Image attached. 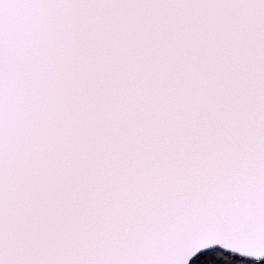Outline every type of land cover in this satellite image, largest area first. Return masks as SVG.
Segmentation results:
<instances>
[{
	"label": "snow or ice",
	"instance_id": "1",
	"mask_svg": "<svg viewBox=\"0 0 264 264\" xmlns=\"http://www.w3.org/2000/svg\"><path fill=\"white\" fill-rule=\"evenodd\" d=\"M0 264H264V0H0Z\"/></svg>",
	"mask_w": 264,
	"mask_h": 264
}]
</instances>
